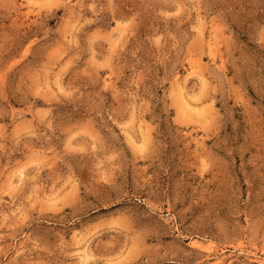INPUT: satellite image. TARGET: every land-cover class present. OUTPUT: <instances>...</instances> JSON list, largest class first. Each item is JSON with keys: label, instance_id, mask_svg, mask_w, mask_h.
Here are the masks:
<instances>
[{"label": "rangeland", "instance_id": "1", "mask_svg": "<svg viewBox=\"0 0 264 264\" xmlns=\"http://www.w3.org/2000/svg\"><path fill=\"white\" fill-rule=\"evenodd\" d=\"M0 264H264V0H0Z\"/></svg>", "mask_w": 264, "mask_h": 264}, {"label": "bare ground", "instance_id": "2", "mask_svg": "<svg viewBox=\"0 0 264 264\" xmlns=\"http://www.w3.org/2000/svg\"><path fill=\"white\" fill-rule=\"evenodd\" d=\"M212 45V44H211ZM212 50H214V48H212ZM200 61V58L196 59L193 63V65L197 64V62ZM180 104L183 108L184 111L186 112H191L193 111V109H195L197 102L192 101L191 99H189L186 95V93L184 92V90L181 89V97H180ZM24 175V170H19V177L22 178V176ZM11 183H13V181H11ZM82 252H84V256L86 257L85 259L88 260V258L90 257V253L88 248L84 247V251L82 249ZM83 254V253H82ZM83 258V257H82ZM84 259V258H83Z\"/></svg>", "mask_w": 264, "mask_h": 264}]
</instances>
